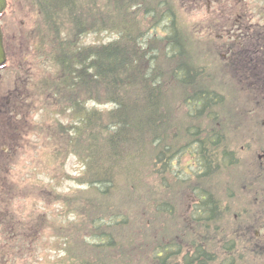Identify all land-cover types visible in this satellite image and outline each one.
Wrapping results in <instances>:
<instances>
[{
    "label": "trees",
    "instance_id": "1",
    "mask_svg": "<svg viewBox=\"0 0 264 264\" xmlns=\"http://www.w3.org/2000/svg\"><path fill=\"white\" fill-rule=\"evenodd\" d=\"M32 1L42 14L41 25L35 21L37 44L46 42L44 30L57 43L48 51L58 66L51 86L56 89L55 96L61 95L57 98L60 110L72 112L71 121L59 127L67 134V152L75 154L83 165L75 177L83 190L74 198L57 197L78 216L73 231L58 230L63 235L60 249L65 256L59 262L245 264L244 260H257L255 257L264 261L258 252L248 257L243 249L216 245L215 239L235 243L238 237L233 224L237 218L230 215L229 192L224 198L213 192L200 197L199 208L194 207L191 217L190 212H180L172 197L166 198L167 189L166 197L159 190L162 180L168 187L181 182L172 168L185 148V144L174 147L173 143L171 153H166L160 147L170 138L173 127L169 99L163 97V91L173 83L180 95L179 106L188 109V96L198 90L193 87L199 70L189 49L190 36L175 24L173 2ZM161 24L167 28L163 35L156 32ZM101 32L116 37L80 43L82 36ZM90 100L112 107H88ZM181 134L187 136V130ZM168 171L176 177L173 183ZM222 199H226L225 210L219 205ZM175 224H180L176 230L183 236L176 230L168 236L163 234V229H172ZM190 232L195 241L188 243L185 238ZM201 233L208 234L207 243Z\"/></svg>",
    "mask_w": 264,
    "mask_h": 264
},
{
    "label": "rangeland",
    "instance_id": "2",
    "mask_svg": "<svg viewBox=\"0 0 264 264\" xmlns=\"http://www.w3.org/2000/svg\"><path fill=\"white\" fill-rule=\"evenodd\" d=\"M171 1L177 10V17L174 19L177 23L175 24L181 30H192V16L197 19L203 14V9H194L193 6L180 4L178 0ZM35 21L41 25L42 14L32 0H8L7 10L0 17L1 26L7 38L13 41L8 48L7 64L2 72L3 87L8 88L12 93L11 97H0L2 100V112L0 113V264H74L72 261L70 263L65 260V262H59V259L65 256L60 249L63 235H59L58 230L73 231L74 222L78 221V216L75 212H70L65 208L57 197L65 195L74 198L78 190H83L75 179L81 174L83 165L75 154L67 152V134L59 127V124L64 126L71 121L72 112L67 108L65 111L60 110L61 104L57 98H61V95L55 96L56 89L51 86V79L56 76L58 66L52 62L48 51L53 50L57 43L55 40L53 43L50 32L44 30L43 38L46 42L39 46L36 42ZM163 24L156 29L159 35L166 32L167 28L165 29ZM195 35L190 36L189 49L198 70H202L203 64L198 60L206 52L204 47H207L209 52L211 51L209 45L199 41L200 35L196 33ZM115 37L116 34L111 32L88 33L81 37L80 43L106 42ZM202 78L203 75H199L193 86L201 91L208 88L206 80ZM222 88L232 97L238 93L235 86L227 83ZM62 92L67 96V90ZM79 95L82 97L83 93L80 92ZM164 96L167 100L169 99L168 113L173 119V127L170 130V138L164 140L160 147L164 148L166 153H171L173 143L174 147L179 144H188V137L181 134L183 129L187 130V127H192V125L202 126L206 123L201 112L193 116L185 105L179 106L177 97L180 95L173 83L166 86L163 91ZM8 99L11 101L10 106L6 103ZM236 99L232 98L233 106L238 103ZM87 106L98 109L112 107L109 103L97 104L92 100L88 101ZM228 115H233L229 120H237L235 117L237 115L243 121V125L249 124L244 120L245 115L242 113L234 111L228 112ZM185 117H188L186 125ZM180 122L182 127H179ZM180 128L181 130L177 132ZM184 149L181 150V155L177 156V166L172 168L173 172L178 173V181H181V184H172L168 187V184H164L162 180L159 190L162 197L167 195V199L171 197L174 199V204L178 206L180 212H190L192 217L194 207L199 208L200 197L199 194L197 198L192 197L193 186L189 183L187 173L184 172L188 160ZM230 169L231 167H227L226 170L224 181L226 190L224 192L215 189L219 185L218 181L213 182L212 180L210 184L201 181L203 187L199 185L201 188L209 187L211 192L222 198L229 192L232 206L230 215L233 219L237 218L233 223L236 227V234H238L235 243L215 239L216 245L223 248L234 247L237 251L243 249L248 257L256 252L264 255V239L259 241L261 245L251 246L246 241L245 235L255 229L261 231L263 235L264 228L260 229V226L264 225V219L255 221L252 218V226L249 227L238 223L241 208H251L249 211L251 218L254 217L252 206L255 207L252 194L245 192L247 191L244 187L245 172L238 168ZM172 175L173 173L168 171L170 183L176 180V177ZM181 177L186 178V182ZM164 189L168 191L166 195ZM195 189H198L196 185ZM222 200L223 202L219 201V205L225 210L226 199ZM235 214L237 217H234ZM262 216L264 217V213ZM179 225H173L172 229L162 228L163 234L168 236ZM200 231H204V228L201 227ZM176 233L183 236L180 230H176ZM191 233L185 238L188 243L195 241ZM201 234L204 236V243H207L208 234ZM257 260H244V262L245 264L264 262ZM177 264L180 263L177 262Z\"/></svg>",
    "mask_w": 264,
    "mask_h": 264
},
{
    "label": "flooded vegetation",
    "instance_id": "3",
    "mask_svg": "<svg viewBox=\"0 0 264 264\" xmlns=\"http://www.w3.org/2000/svg\"><path fill=\"white\" fill-rule=\"evenodd\" d=\"M178 1L194 9H203L197 19L192 16V30H183L182 33L188 36L199 34V41L209 45L211 51L204 47L206 52L198 60L203 68L196 73L197 77L203 75L202 80H206L208 88L194 90L188 96L190 114L195 116L201 112L206 124L187 127L185 152L188 160L184 172L193 186L194 199L197 194L205 197L211 192L209 187H200L201 181L208 184L212 180L218 181L215 189L224 192L227 167L242 169L246 178L245 192L252 194L255 208L252 206L254 217L251 218V208H241L238 223L249 227L252 218L255 221L264 219V0ZM2 33L6 63L0 66V97H11L12 92L3 87L2 72L13 41L7 38L3 28ZM226 83L236 87L238 93L234 97L223 90ZM232 98L238 102L234 106ZM6 103L11 105L9 99ZM234 111L244 114V120L249 124L243 125L237 115V120H229L233 115L227 116L228 112ZM263 228L261 224L260 229ZM245 235L251 246L261 245L259 241L264 239V233L262 235L258 229Z\"/></svg>",
    "mask_w": 264,
    "mask_h": 264
},
{
    "label": "water",
    "instance_id": "4",
    "mask_svg": "<svg viewBox=\"0 0 264 264\" xmlns=\"http://www.w3.org/2000/svg\"><path fill=\"white\" fill-rule=\"evenodd\" d=\"M5 7H6V0H0V13L5 9ZM5 60L6 57H5V51L2 41V31L0 27V65L3 64Z\"/></svg>",
    "mask_w": 264,
    "mask_h": 264
}]
</instances>
